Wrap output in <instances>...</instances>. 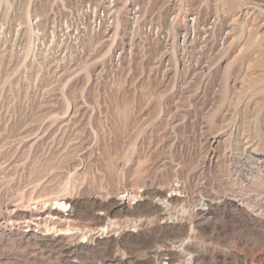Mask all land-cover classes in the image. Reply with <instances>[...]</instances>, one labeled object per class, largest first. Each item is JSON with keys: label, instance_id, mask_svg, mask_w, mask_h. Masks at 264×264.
<instances>
[{"label": "rangeland", "instance_id": "374dc122", "mask_svg": "<svg viewBox=\"0 0 264 264\" xmlns=\"http://www.w3.org/2000/svg\"><path fill=\"white\" fill-rule=\"evenodd\" d=\"M89 1L102 0L0 1V169L4 168L0 170H3L0 172V210H4L5 205L26 203L30 198L42 202L56 196L79 194L83 189L87 193L106 198L125 186L129 188L130 184L137 187L144 184L156 185L168 193L173 183H180L186 191L185 200L169 210L177 218L182 216L187 228H190L193 224L190 223L191 208L206 194L199 193L196 189L195 184L201 179L187 178V172L203 154V148L200 147L203 132L195 122L201 118L210 122L209 114L220 113L225 108V102H222L224 64L240 48L245 50L234 60L230 75L237 76L241 82V71L248 69V75L242 79L245 89L264 75V26L260 25L264 22V0H140L154 16L155 22L163 26L169 23L167 12L171 7L180 11V15L187 7L201 12V18L208 14L218 15L219 23L217 22L213 32L214 40H219V28L228 25V42L231 41L233 49L229 60H224L220 68H216L209 77H196L187 84L183 83L180 72L177 75H162L163 68L155 67L154 61L160 54V39L152 35L151 44H147L145 33L140 30V22L137 29L139 32L133 36L132 51L126 53L118 67H112L109 54L105 53L111 41H103L105 38L102 31L94 32L91 26L93 11L82 15V12H75L80 3ZM124 1L118 0V5ZM27 11L33 26L38 22L35 29H45L48 34L44 45H38V50L35 47L34 51L30 50L28 53L25 36L27 19L24 18ZM35 16L40 18L36 23ZM65 17L70 19V28H64L65 25L59 30V22L63 23ZM123 20L115 45L120 41L121 29L126 26ZM53 24L56 25L57 32L60 31L59 37L58 33L54 37L50 36L48 30ZM75 26H80V29L88 26L89 32L81 37L80 43L84 49L82 54L68 57L65 46L70 47L71 35L69 38L67 35L72 34ZM65 41L68 44L65 45ZM234 52L237 53L233 54ZM171 63L173 68L172 60ZM263 97L264 92L254 94L249 102L251 111L248 109L244 113L251 115ZM67 105L69 110L64 114L65 109H68L65 108ZM160 109L186 113L188 119L178 127L171 128L169 124L156 118ZM53 113L59 115L54 116ZM69 113L74 117L70 118ZM261 114L264 116V107ZM22 129L29 130L25 133L29 138L17 136ZM174 141L176 146L172 147L171 142ZM85 152L86 157L82 159L81 154ZM158 159H165L167 162L172 160V163L167 168L158 167ZM208 178L215 180V185L224 180L223 174L214 171L208 173ZM181 205L186 209L185 212H182ZM140 207L135 208V211L149 219L144 231L164 225H160L163 215L152 213L148 207ZM91 219L92 217H82L80 222L99 223L97 219ZM235 224L218 215L195 222V233L186 243L189 248L187 251L196 255L193 264H264V237L245 224L236 225L230 231ZM174 234L156 231L151 240L144 239L138 233L135 239H124L113 245L111 254L122 257L124 264H161L159 254L163 244L170 243L174 239L172 236H176V239L184 237L180 232ZM16 241L14 238L0 242V264H109L103 243L92 247V250L83 249L77 257L72 258L73 262L66 263L61 259L57 262V253L18 247L14 244ZM153 249L159 250V254L151 253ZM175 258L174 264H187L183 258Z\"/></svg>", "mask_w": 264, "mask_h": 264}, {"label": "bare ground", "instance_id": "6f19581e", "mask_svg": "<svg viewBox=\"0 0 264 264\" xmlns=\"http://www.w3.org/2000/svg\"><path fill=\"white\" fill-rule=\"evenodd\" d=\"M118 4V0H102L101 2L89 1L87 3H80L75 9V12H82L80 13L81 15L87 11H93V18L92 21H90L92 28H94V32L99 33V31H102L101 33L105 38L102 40L111 41L110 46L107 48L105 53L109 54V63L112 67H118L126 56V53L132 51L131 49L134 43L133 36L139 32L137 30L139 22L142 24L140 30L145 33L147 44H151L153 38L150 37L152 35L153 37L155 36L156 39H160V47L158 50L160 54L158 57L156 56L157 59L154 58V63L156 68H163L162 75L169 74L170 76V73L177 75V73L180 72L183 83L187 84L196 77H200L202 79L209 77L213 74L216 68H220L224 60H229L228 57H230L233 49L231 41L228 42V34L230 32L228 25L219 28V40L213 39V32L218 22V15L216 16L214 14H208L205 18H201V12L199 13V11L191 10L190 7L188 8L186 5L185 6L187 7V10L180 15V11L171 7L168 8L169 10L167 12L169 23H167L166 26H163L162 24L155 22L154 16L146 10V6L144 5L143 1L125 0L124 3L120 5ZM24 18L27 19V21H25L27 23L25 30L27 35L25 36L27 37L26 50L28 53L30 50L35 49V47L38 50V45H44L48 34L46 33L45 29H42L41 31L35 29V27H37L36 25H38L37 21L40 19L38 16H35L34 22H37L35 26H33L31 20L29 19L28 11L24 14ZM69 20L70 19L65 17L64 23L59 22V30H61V27L65 25L66 26L64 28L69 29ZM122 20L125 22L126 26L121 29L122 34L120 41H118V44L115 45L116 36L119 33V29L121 28ZM144 25L146 28H144ZM260 25L263 27L264 22ZM97 26L99 30L96 28ZM82 28L79 30L78 26H75L72 34L70 33L67 35L68 38L71 35V45L69 48L68 45H66L68 44L67 41H65V51L68 53V55L65 52L64 54L68 57L73 55L77 57L78 55H81L84 50L80 43L81 37L84 36L85 32H89V27L85 26V29ZM225 29L226 32H224ZM48 31L50 36L53 37L58 33L55 24H53L51 29ZM251 40L252 39H250V41ZM62 50L63 49H61V51ZM244 50L245 48H240L238 53L234 52L233 54H237L232 56L231 60L224 64V71L222 75L224 80V96L222 102H225V108L220 113L214 112L209 114L211 118L210 122H205L203 118L198 120L195 119V125H198L200 128L199 130H202L203 132L202 145L200 146L203 148V154L201 153L202 156L200 159L198 158L199 160L195 166L193 165L194 167L191 169L189 168L190 170L186 172L187 178L196 177L197 180L201 179V181H197V183L195 180L194 183H196V189L199 193L205 192L206 194H203L202 197H200V200L196 202V204L194 203L191 208L192 219H190V223L192 222L193 224L190 226V228H187L186 223H184L185 220L182 218V216H178L179 218H177L175 214L169 210L171 207H174L185 200L186 191L183 184L173 183L171 186V191L169 190L170 192L168 191V193H165L162 188L156 185L148 186L144 184L140 187H137L134 186V184H130L129 188L125 186L121 190L113 192L106 198H100L98 197L100 195L96 196L95 194L87 193V191L83 189V191L79 194L56 196L52 199H47L42 202H40L38 199L33 200L30 198L26 203L18 202L15 204L5 205L4 210H0V242L6 240L10 241L11 239L15 238L17 239L18 243L16 241L14 244L18 247L38 249L40 251L48 250L50 254L53 252L57 253V262H59V259H61L66 263L73 262L74 260L72 258L77 257L83 249H91L92 247L103 243L104 251L108 253L107 258L109 259V264H124L122 257H119L117 254H111V247L113 245L124 239L127 241L135 239L138 237V233H141V236L144 239L151 238L152 240V237L155 236L156 231L163 230L164 232L170 234L177 232L179 234L180 232L181 235H184V237L176 239V236H172L171 238L174 239H172L170 243L163 244V249L160 251V254L159 250L155 251L153 249L150 252H156V254L161 256V264H174V258L176 256L183 258L184 263L193 264L196 259V255H194L192 251H187L189 248L186 247V243L190 241L193 234L195 233L194 223H197L199 219H209L210 217H216L218 215L220 218H227L228 221L236 223L235 225H232L230 231L236 225L245 224L261 235V237H264V116L261 114L262 108L264 107V97L259 101L257 106H255V109H253L251 115L244 113L248 111L249 102L253 98V95L257 94L258 92H264V75L258 77L256 81L250 83L247 89H245L242 79L248 75V69L241 71V74L243 75H241L243 78L239 79L241 82L238 81L237 76H233V78L230 75V67L238 55L242 54ZM254 50L255 49H253V51ZM258 52L260 53V50ZM171 60L173 61V68ZM248 64L250 65V63ZM235 70L237 69L235 68ZM166 82L167 81H165V83ZM174 82H176V79ZM175 85H177V83H175ZM191 103L192 102L189 104ZM68 105L65 108H68ZM67 110H69V108L65 109L64 114L67 112ZM71 113H69V115ZM55 114L53 113L52 115H59ZM71 117H74V115L71 114L70 118ZM156 118L161 122L169 124V127L176 128L188 119V115L186 113L168 112L160 109L156 115ZM74 120H76V118ZM81 123L84 122L81 121ZM26 132H29V130L22 129V131L17 136H21L22 138L26 139L28 136L25 134ZM37 133L38 132H36V134ZM174 135H176V133H174ZM31 136L33 135L31 134ZM21 137H19V139ZM27 138H29V136ZM46 139L48 138H45V140ZM21 142L22 141H20V143ZM176 142H171V146L175 147ZM29 147H31L30 144ZM81 156L82 159H84L86 157V152L82 153ZM156 163H159L158 167L166 166L167 168V165L171 164L172 160L167 162L165 159H158ZM4 165H6V162ZM181 167L183 166L181 165ZM1 169L4 170V168ZM74 169H76V167ZM213 171L223 174L224 180L221 179V184L216 183L217 185H215V180L213 181L212 179L208 178V173H213ZM180 172H182V170ZM191 204L193 203L191 202ZM133 206H136L135 208L145 206L148 207L152 213L163 215L164 217H162L163 219H161L160 225H164L159 226L157 229H148L149 231H144L147 224H149V219L146 216L139 214V211L136 212ZM180 207L182 212L186 211L182 205ZM82 217H92V219H97L99 223H81L82 221L80 219ZM175 223L178 225H174ZM121 254L123 255V253Z\"/></svg>", "mask_w": 264, "mask_h": 264}, {"label": "built area", "instance_id": "2783aa9c", "mask_svg": "<svg viewBox=\"0 0 264 264\" xmlns=\"http://www.w3.org/2000/svg\"><path fill=\"white\" fill-rule=\"evenodd\" d=\"M63 23H64V22H63ZM78 28H79V30H81L80 27H78ZM96 28L99 30L98 26H97ZM97 29H96V30H97Z\"/></svg>", "mask_w": 264, "mask_h": 264}]
</instances>
